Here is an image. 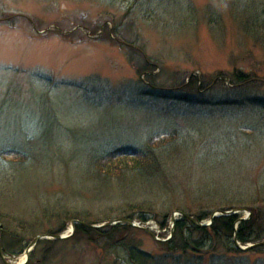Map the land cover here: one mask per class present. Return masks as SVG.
Wrapping results in <instances>:
<instances>
[{
	"label": "rangeland",
	"instance_id": "1",
	"mask_svg": "<svg viewBox=\"0 0 264 264\" xmlns=\"http://www.w3.org/2000/svg\"><path fill=\"white\" fill-rule=\"evenodd\" d=\"M170 136L159 173L121 167L125 156L93 163ZM141 209L152 218L136 215L122 244L84 234L45 264H137L129 247L150 264H264V245L235 238L199 252L161 244L173 214L256 209L264 225V0H0L1 240H61L50 231L70 238L77 223L101 229Z\"/></svg>",
	"mask_w": 264,
	"mask_h": 264
},
{
	"label": "trees",
	"instance_id": "2",
	"mask_svg": "<svg viewBox=\"0 0 264 264\" xmlns=\"http://www.w3.org/2000/svg\"><path fill=\"white\" fill-rule=\"evenodd\" d=\"M141 73V72H140ZM235 80L238 82H243L247 80V77L242 72H237L234 74ZM175 137L170 136L169 138H163L160 141L150 139L148 143L143 146L139 147H126L120 148L109 155H105L102 158L98 156H94V162L96 165H101L102 162L105 161L106 164H111L116 161L118 158H123L125 156L127 159L124 161L119 162L120 166L131 164L133 168L145 174V172L152 173L154 170L151 169L157 168V172L159 173L162 169V164H159L157 161V151L163 148H167L169 145H175L177 140ZM171 143V144H170ZM169 148V147H168ZM129 157L131 160H129ZM95 166V165H94ZM130 168V166H129ZM223 211H227L228 209L232 208H222ZM261 210H253V217L250 220H243L239 213H231L230 215H219L213 217V211H203L200 210L195 216V219L198 222H202L205 219L213 217V223L209 226H202L194 221L186 218L185 216L177 219L175 222V228L173 237L168 242L161 243L164 250L169 253H186L188 251L199 252L201 247L207 243V241H212L214 244L219 242H227L231 241L232 239L237 237L239 242L243 245L247 243H257L261 240L264 241V225L261 224L259 221V214ZM185 214V213H183ZM136 215H138V219L141 221H149L152 216H150L149 210H138V212L131 213L127 217L130 219H135ZM169 215H164L162 220V226L165 227L166 221ZM80 218V217H78ZM76 220V217H72L71 221ZM84 220V219H83ZM103 222H107L104 220ZM86 221H82L79 224H76V235L70 238H64L61 240H40L38 244L35 246V249L31 252L30 259L28 262H34V264H45L48 262V258H50V253L54 247V244L57 243H70L71 241H79L78 238L82 237V235H86L90 237V239H94L96 245L99 248H112L115 247L117 244H122L125 242L126 237H128L127 233L129 229L133 228L128 224H124L118 222L114 225L104 226L101 229H92L88 228V226L84 225ZM95 224V223H94ZM67 226L64 225L61 228L56 230L58 231H50L49 234L51 235H58L62 231L66 230ZM3 230V229H1ZM263 230V231H262ZM119 233H123L121 238H117ZM37 236V235H36ZM35 235L31 238H25L23 241L16 243L13 238H7L2 240L3 251L7 257H17L21 255L26 248L28 247L29 243L36 237ZM104 240L107 242V245L102 243L101 241ZM44 244V247L41 248V245ZM104 244V246H100ZM51 246V247H50ZM230 252H239L238 248L228 247ZM128 253L130 259L137 264H140L141 261H144L145 264H150L148 261L147 254H145L140 249H135L129 247ZM1 258V255H0ZM142 264V263H141Z\"/></svg>",
	"mask_w": 264,
	"mask_h": 264
},
{
	"label": "water",
	"instance_id": "3",
	"mask_svg": "<svg viewBox=\"0 0 264 264\" xmlns=\"http://www.w3.org/2000/svg\"><path fill=\"white\" fill-rule=\"evenodd\" d=\"M184 215V214H183ZM186 218H188V219H190V220H192V221H194L195 223H197V224H199V225H201V223L200 222H198L197 220H195V218H193L192 216H189V215H184ZM173 221H175L176 220V218H175V215L173 214ZM213 218V217H212ZM122 221H124V222H127L129 225H131V226H134V223H133V220H131V219H122ZM114 223H115V221H110L109 223H107V224H103L102 226H104V225H114ZM75 225V221L73 222V226ZM88 226H90V227H100V226H95V225H90V224H88ZM0 228H1V222H0ZM42 238V236H38L32 243H31V247H34L37 243H38V241L40 240ZM55 238H64L63 236H61V235H57V236H55ZM235 243H236V246L238 247V248H240V249H244V250H248V249H252V248H254V247H258V246H261V245H264V241H262V242H258V243H255V244H247V246L246 247H243V246H241V244H240V242L238 241V239H237V237H235ZM29 252V249L27 250V253ZM0 254H1V256H2V258L5 260V255H4V251H3V246H2V240H1V238H0ZM6 261V260H5Z\"/></svg>",
	"mask_w": 264,
	"mask_h": 264
}]
</instances>
